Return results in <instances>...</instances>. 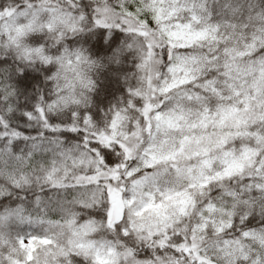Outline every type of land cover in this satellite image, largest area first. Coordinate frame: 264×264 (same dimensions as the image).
<instances>
[{
  "label": "snow or ice",
  "instance_id": "obj_1",
  "mask_svg": "<svg viewBox=\"0 0 264 264\" xmlns=\"http://www.w3.org/2000/svg\"><path fill=\"white\" fill-rule=\"evenodd\" d=\"M96 29L126 39L67 45ZM0 48V264H264V0H2ZM125 57L99 124L92 70ZM36 63L33 133L11 114Z\"/></svg>",
  "mask_w": 264,
  "mask_h": 264
},
{
  "label": "trees",
  "instance_id": "obj_2",
  "mask_svg": "<svg viewBox=\"0 0 264 264\" xmlns=\"http://www.w3.org/2000/svg\"><path fill=\"white\" fill-rule=\"evenodd\" d=\"M2 2V0H0ZM81 6L87 12L90 7V0H80ZM107 35L106 30L96 29L93 32H84L76 36H69L66 43L69 47L81 48L93 59L99 60L111 53L117 46L121 45L126 34L118 29L112 31L111 37L107 40L101 35ZM45 38L42 34H37L30 38L32 43H42ZM135 46V45H134ZM2 51V48H0ZM18 61L10 51L0 53V66L15 67ZM100 67L92 70L93 79L96 81V88L90 93V105L88 111L94 116L99 124H103L106 113L114 105H118L122 98L127 96V88L125 86L126 77L123 73L131 71L133 61L130 57H125L124 62L120 65L107 64L101 61ZM52 67L34 64L27 68L24 80L20 82L21 92L18 97V110L11 114V120L14 127H19L24 132L37 131L35 121L29 120L24 113L33 111L36 103L41 95L48 97L52 87V82L46 80L50 75ZM52 119H56L55 116ZM33 125L29 128L27 125ZM81 264H87L83 258H80Z\"/></svg>",
  "mask_w": 264,
  "mask_h": 264
},
{
  "label": "rangeland",
  "instance_id": "obj_3",
  "mask_svg": "<svg viewBox=\"0 0 264 264\" xmlns=\"http://www.w3.org/2000/svg\"><path fill=\"white\" fill-rule=\"evenodd\" d=\"M224 119H232V114H227L225 117H224ZM241 166V164H240V161H231L230 163H229V167L231 168V169H233V170H236V169H238L239 167ZM174 200H175V202L177 203V204H179V205H184L185 204V202H184V200L181 198V199H178V200H176L175 198H173ZM156 210H158V207H157V209Z\"/></svg>",
  "mask_w": 264,
  "mask_h": 264
}]
</instances>
